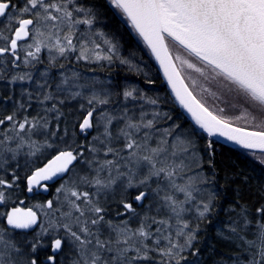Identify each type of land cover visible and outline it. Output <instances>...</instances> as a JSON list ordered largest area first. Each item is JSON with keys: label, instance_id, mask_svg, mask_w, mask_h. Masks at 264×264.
I'll return each mask as SVG.
<instances>
[{"label": "snow or ice", "instance_id": "6c2138e0", "mask_svg": "<svg viewBox=\"0 0 264 264\" xmlns=\"http://www.w3.org/2000/svg\"><path fill=\"white\" fill-rule=\"evenodd\" d=\"M0 264H264V0H0Z\"/></svg>", "mask_w": 264, "mask_h": 264}]
</instances>
